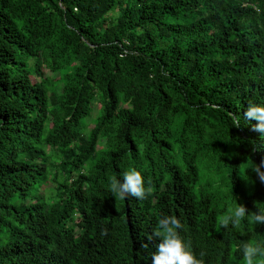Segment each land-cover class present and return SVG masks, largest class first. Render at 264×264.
<instances>
[{
    "label": "trees",
    "instance_id": "obj_1",
    "mask_svg": "<svg viewBox=\"0 0 264 264\" xmlns=\"http://www.w3.org/2000/svg\"><path fill=\"white\" fill-rule=\"evenodd\" d=\"M250 101L264 0H0V264H152L162 216L205 264H243L264 245ZM133 168L151 193H111Z\"/></svg>",
    "mask_w": 264,
    "mask_h": 264
},
{
    "label": "clouds",
    "instance_id": "obj_2",
    "mask_svg": "<svg viewBox=\"0 0 264 264\" xmlns=\"http://www.w3.org/2000/svg\"><path fill=\"white\" fill-rule=\"evenodd\" d=\"M232 120L231 126L240 127L241 116L235 113H229ZM243 118L246 121L255 120L257 123L252 130L261 134L264 139V104L250 101L244 109ZM249 153H257L262 150V146L254 141L249 142ZM256 174L260 183L264 184V156L260 158L259 163L251 168ZM109 190L121 199L129 196L137 199H144L151 193V188H145L144 178L140 171L131 169L123 174L122 180L113 176L110 182ZM249 214L247 207L240 203L234 208H229L227 213L218 218L220 228L227 229L229 225L238 227L242 220ZM250 223L264 224V210L258 209L252 213ZM157 228L147 236V241L151 242L157 237L155 242L156 252L152 254V264H205L201 258L191 250L190 245L182 239L180 229L183 227L181 221L176 216H162L158 220ZM141 247L147 248L148 243H142ZM239 250V249H237ZM260 258V259H258ZM243 264H264V245L259 242H246L242 245Z\"/></svg>",
    "mask_w": 264,
    "mask_h": 264
}]
</instances>
